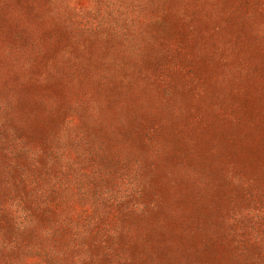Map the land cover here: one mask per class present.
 <instances>
[{"label":"rangeland","instance_id":"374dc122","mask_svg":"<svg viewBox=\"0 0 264 264\" xmlns=\"http://www.w3.org/2000/svg\"><path fill=\"white\" fill-rule=\"evenodd\" d=\"M3 3L109 53L58 134L0 129V264H264V0Z\"/></svg>","mask_w":264,"mask_h":264},{"label":"trees","instance_id":"16d2710c","mask_svg":"<svg viewBox=\"0 0 264 264\" xmlns=\"http://www.w3.org/2000/svg\"><path fill=\"white\" fill-rule=\"evenodd\" d=\"M7 10L8 5L0 0V103L7 107L0 114V129L4 132L11 127L17 135L30 140L47 139L50 133L58 134L63 129L62 123L74 110L75 101L85 96L83 87L93 83L109 50L99 53L90 41L73 43L60 28H16L13 20L8 19ZM158 54L164 53L153 48L146 56ZM145 62L148 66L145 70L149 72L153 65L166 64V59ZM200 74L212 76L208 62L200 64ZM101 95L94 92L99 107L104 109L108 104ZM107 98L134 106L126 94L113 92ZM145 108L136 107L137 114L131 107L124 109L123 122H130L135 116L143 119ZM144 122L148 123L149 119ZM94 131L90 126L76 129V134L86 141L87 137L98 138ZM216 134L223 133L216 130Z\"/></svg>","mask_w":264,"mask_h":264}]
</instances>
